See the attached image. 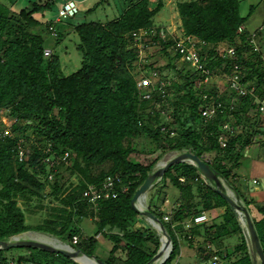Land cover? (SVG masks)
I'll list each match as a JSON object with an SVG mask.
<instances>
[{"label": "trees", "instance_id": "1", "mask_svg": "<svg viewBox=\"0 0 264 264\" xmlns=\"http://www.w3.org/2000/svg\"><path fill=\"white\" fill-rule=\"evenodd\" d=\"M54 2L29 0L15 11L0 4V110L9 111L8 114L18 120L11 126L14 137L10 129L9 136L4 135L5 129L0 131V240L8 241L25 232H37L71 244L72 237L77 235V230H73L74 217H97V235L114 242L119 239L125 242L126 259L121 264H146L156 254L160 242L151 229L140 232L136 228L137 233L131 231L132 222L139 214L131 207L130 200L158 157L148 164L132 162L129 156L136 152L132 140L140 135L147 136L153 146L148 150L150 154L159 149L161 155L172 151L198 155L223 177L234 193L243 197L244 190L241 191L237 184L238 168L247 147L264 145V126L255 117L245 115L248 97L236 99L233 94L229 100L222 97L221 109L205 122L200 114L202 95L216 94L215 88L198 87L201 75H187L185 64L181 68L178 66L177 62H181L179 56L163 44L156 48L169 57L179 81L167 83L165 89L169 94L165 99H160L157 93L148 100L139 97L134 78L138 53L129 35L134 30L153 27V18L163 8V0H157L153 6L151 0H123L119 13L111 20L74 25L82 60L78 70L63 76L59 58H45L43 55L50 21L38 17L44 16ZM243 2L179 1L176 4L179 27L185 35L200 41V53L207 56L206 67L212 70L223 64L226 72H230L231 64L236 63L244 75L249 71L245 81L256 75L258 84L264 86L263 62L250 44L254 33L258 36L257 43H264V19L254 33L247 30L246 23L258 6L249 5L248 13L242 16ZM98 5L99 2L88 11H94ZM61 38L58 34L57 42ZM219 46L225 50L233 48L235 61L227 58L225 50L218 54ZM231 101L235 102L231 104ZM34 118H40L39 123L33 124ZM226 122L232 132H225L226 145L221 147L218 136L223 133L221 127ZM29 127L35 129L33 139L36 138L37 142L28 139L32 142L28 151L24 146L28 142L22 143L25 157L19 161L16 146L19 140L25 141L24 133ZM64 153L69 155L68 164L60 161ZM104 165L107 168L94 173ZM67 173L77 179L74 186H68ZM107 176L120 177L121 184L128 187L127 193L115 199L89 203L83 192L88 186L99 185ZM168 184L173 203L168 214H164L160 206L153 204L152 196L163 193L161 203L164 204ZM154 187L156 190H153L147 207L160 219L171 240L174 234L170 226L182 233L187 221L204 212L207 221L191 230L202 239L201 259L209 262L216 256L220 264H252L248 243L236 217L227 202L204 183L196 167L189 163L173 165ZM46 188L51 190L50 195L58 205L51 208L43 224H26L17 199L22 198L26 204L32 197L40 200L45 197ZM242 200L246 207L254 204L247 198ZM220 208L223 210L220 217L211 216L214 209ZM256 209L262 220L253 224L264 252V206ZM164 215L170 217V222L162 221ZM105 228L118 230L120 237ZM232 235L239 236V244L230 252L222 250L218 245ZM211 243L217 247L209 248ZM96 246V240L89 238L74 245L88 256L94 254ZM20 250L33 252L30 258L43 260L45 264H74L60 254L35 248L0 250V264H9L11 259L7 254ZM115 252L113 246L110 253ZM173 255L172 243L170 256ZM108 260L110 262L106 264L114 263L113 259Z\"/></svg>", "mask_w": 264, "mask_h": 264}, {"label": "rangeland", "instance_id": "2", "mask_svg": "<svg viewBox=\"0 0 264 264\" xmlns=\"http://www.w3.org/2000/svg\"><path fill=\"white\" fill-rule=\"evenodd\" d=\"M29 0H0V4L4 5L5 7H9L11 10H19L24 5L28 4ZM44 2L45 0H39ZM64 1L67 0H55L54 4L51 5V7L45 12L44 16H38L41 19H45L47 21H50V23L55 19L57 15V9L60 4H62ZM76 3H78L79 7V14L76 15L74 18L65 20L62 23L56 24V30L59 34H61V41L57 42L56 38L53 39L49 37V35L46 37V40H44V47H47L51 50L52 54L49 57L57 56L60 60V71L63 76H67L71 74L72 72L78 70L80 68L82 55L77 49V45L79 44V38L77 34L74 32V25L81 22H90V21H101L106 22L108 20H111L114 16H116L119 13V9L121 8L122 4L121 2L123 0H88L85 3L79 2V0H73ZM179 1H185V0H163V8L160 10L159 13L153 18V27L154 28H165L166 30H174L175 34L179 35L182 33V29L180 26V19L176 11V4ZM99 2L98 7L94 11H88L89 8H91L94 4H97ZM157 0H151V5H155ZM251 4H256L258 6V9L256 13L249 18V20L246 23V28L250 32H253L255 29L261 26L262 21L264 19V0H244L242 7H241V15L245 16L248 13V7ZM0 5V9L2 8ZM262 49L264 48V43L261 42ZM171 52V51H170ZM173 55V54H172ZM142 57H145L146 65L139 64L137 65V70L135 69L136 75L134 78L137 80L141 77V72H143L145 66H152L154 65L161 73L162 78L166 79V82L168 85L170 83H175L179 81V78L177 77L174 69L172 68L170 64V59L167 55H165L161 50L159 51V48L156 49H150L148 52H145V54H142ZM179 67L183 65L182 62H177ZM184 69V67H183ZM185 72V71H184ZM223 81V83H222ZM211 83L213 86L215 84H218L219 86L224 85L223 78H212ZM169 107V106H168ZM167 111H169V108H167ZM9 111L7 110H0V131L3 129H10L13 124V118L10 116ZM168 113V112H167ZM51 117V116H49ZM40 118L33 119V124L39 123ZM198 127V128H197ZM197 131L199 132L200 125L197 126ZM35 129L33 127H29L25 130L24 133V140L23 143L28 142V139L32 138V142H37V139L33 137L36 136ZM13 134V135H12ZM11 135L14 137V133L11 130ZM27 138V139H26ZM135 143V149L136 152L130 154L129 159L137 164H148L152 162L156 157H158L156 163L154 164L151 171L155 170V168L158 166V164L166 162L167 160L173 158L174 156L178 155V152H168L164 155L160 154V150L156 149L151 154L148 153V150H150L152 146V142L147 136H137L132 140ZM31 141H29L25 146L27 151L29 150L28 146H31ZM257 145H253L248 149L249 155H251L255 149L257 148ZM188 152V151H185ZM245 153V152H244ZM244 157H246V154H243ZM107 168V165L100 167L96 170H94V173H98L101 168ZM150 171V172H151ZM65 178H69L68 186H74L77 182V179L74 176H71L70 174H66ZM160 180V179H159ZM159 180L149 189V191L146 194L145 197V206L147 207V202L150 200L153 190H156L157 183ZM170 185L168 184L167 188L165 189L168 202H165L162 204L163 199V193L152 196V202L153 204L160 206L162 209V212L164 214H168L170 210V206L172 202V199H170L171 190ZM51 190L46 188V190L43 192L45 194V197L42 199H37V197H32L31 201H29L28 204L24 202L22 198L17 199V206H20V208L24 212L25 216V222L28 225H41L43 224V221L47 219L48 214L51 212V208L56 207L58 205V202L54 199V197H51ZM49 194V195H48ZM170 196V197H169ZM147 201V202H146ZM137 209L142 210L143 208H139L136 206ZM148 208V207H147ZM213 216V214L211 213ZM95 219L97 220V217L92 218L90 216H83V217H74L72 223H73V230H77V235H75L78 239V242H82L84 239H92L96 240L97 246L94 250L93 256L97 259H99L102 262H110L108 259H113V264H121L126 259V252L124 249L125 242L123 240H117V242H114L110 240L109 238L97 235L96 234V226H95ZM238 222V221H237ZM140 230V232L144 231L145 229H151L150 231H155L158 238H160V234L157 232V230L154 228V226L151 225V222L149 219L142 215H138L131 225V231L138 232L137 229ZM106 229V228H105ZM186 230V229H185ZM192 230V229H191ZM112 234L121 235V233L118 230L108 231ZM19 240H41L46 243L53 244L55 246L59 247L60 245L69 246L70 243L68 241H64L61 239H58L54 236L43 234V233H37V232H25L20 235H17ZM12 240V238H11ZM238 235H232L224 240L223 244L218 245L221 247V249H227L229 252L233 249V247L236 244H239L240 240ZM72 241V240H71ZM178 242V243H177ZM162 243V242H161ZM172 243H173V252L174 255L167 260L166 264H208V262H205L201 259L202 253L200 251V247L203 245L202 239L197 234V240L194 244H190L188 242H182L177 241V239L172 235ZM116 248V252L114 254H111L112 247ZM145 246V245H144ZM224 246V247H223ZM217 245L214 243H211L209 245V248L215 249ZM153 248V246L151 247ZM73 249H77L74 247ZM159 249V248H158ZM222 249V250H223ZM198 251L199 257L196 259V252ZM225 250L223 251V253ZM157 253V252H156ZM34 254L31 251L28 250H20L18 252H10L7 254V256L11 259L9 264H45V261H38L36 259L30 258ZM172 255V254H171ZM21 258V262H18V259ZM16 260V261H15ZM74 264H81L79 262L73 259H70ZM233 262V261H231ZM162 263V262H160ZM159 264V262H157ZM222 264H224L222 262Z\"/></svg>", "mask_w": 264, "mask_h": 264}, {"label": "built area", "instance_id": "3", "mask_svg": "<svg viewBox=\"0 0 264 264\" xmlns=\"http://www.w3.org/2000/svg\"><path fill=\"white\" fill-rule=\"evenodd\" d=\"M79 12L78 4L73 0L64 1L62 4L58 6L57 15L55 19L48 24L47 32L49 37L55 39L58 36V32L56 30V24L62 23L65 20L71 19L76 16ZM242 30V27L239 28ZM254 33V32H253ZM131 41L134 43L135 48L138 53V63L141 65H146L145 57H142V54L148 52L150 49H155L159 44H163L168 46V50L174 54L179 56V60L185 64L186 74L193 75L199 74L201 75V79L198 82V87L207 88L214 87L216 94H203L202 100L203 104L200 107L201 117L205 122L210 120L216 112L221 109L222 105V97H230L231 94L238 97H248V102L245 107V115L250 118H256L260 125L264 126V94H259L260 92H264V86L259 85L257 80V76L253 75L252 79L244 80L245 75L242 73V69L236 63L231 64L230 72H226L224 69L225 65H221L220 68L215 67V69H209L206 67V55L200 53V41L191 35H185L183 32L179 35L175 34L174 30H166L165 28H140L134 30L129 35ZM258 42V36L254 33L252 34L250 44L253 46L254 51L259 55V59L263 62L264 69V50L260 47ZM203 44V43H202ZM205 45V44H204ZM224 47H218V54H220ZM226 56L230 60H234L236 58L235 50L233 48H228L225 50ZM52 54L51 50L47 47L43 50V55L45 58ZM185 74V75H186ZM223 78L224 85L219 86L215 84L212 85L211 79ZM223 83V81H222ZM137 89L139 92V97L144 100H148L151 98L153 93H157L160 99H165L168 96V92L166 91L167 82L164 78H162L160 71L154 66H145L143 72H141V77L137 80ZM230 98H228L229 100ZM234 100V98H233ZM235 101H231V104ZM13 123H18L17 118L13 119ZM223 133L218 136V142L221 147H225L226 145V135L225 132H232L230 124L228 122L224 123L221 127ZM9 130H3L4 135L9 136ZM264 139V135H263ZM22 140H19L17 143V151L16 157L19 161H23L24 159V150L22 148ZM68 153H64L60 158V161L68 164ZM46 162L51 164V161L46 159ZM59 162V161H58ZM51 179V176H48ZM183 181V179H180ZM128 191V187L121 184V179L118 176H107L103 182H101L97 186H88L87 189L83 192V197L89 203H95L98 200H107V199H115L119 195L126 194ZM167 202V200H165ZM143 204V203H142ZM143 208L145 205L143 204ZM164 222H169V216L165 215L163 217ZM207 221V214L201 213L196 216H193L192 219L187 221L184 224L185 232L176 233L174 232V237L177 241L188 242L190 244H194L197 240V235L191 232L196 225L205 223ZM156 227L155 225H153ZM157 229V228H156ZM77 242V237H73V243ZM172 251V245L169 246L168 252L165 255V262ZM208 264H220L219 259L214 256Z\"/></svg>", "mask_w": 264, "mask_h": 264}, {"label": "water", "instance_id": "4", "mask_svg": "<svg viewBox=\"0 0 264 264\" xmlns=\"http://www.w3.org/2000/svg\"><path fill=\"white\" fill-rule=\"evenodd\" d=\"M178 163H189L196 167L199 174L201 175L204 183L209 186L213 191L218 193L228 204L230 210L236 217L243 235L246 239V242L249 246V254L251 257L252 264H264V252L257 235L254 224L250 218V215L245 208L244 204L240 199V196L237 193L232 192L230 185L223 179V177L215 171L207 163L200 160L198 155L191 152H182L173 158L167 160L166 162L158 164L155 170L151 171L145 178L142 185L134 192L130 205L131 207L138 212V214L146 217L150 222L156 226L159 230L160 235L165 239L166 249L169 248L171 239L170 236L166 233L161 221L154 216L151 212L143 209L139 210L135 207V203L146 197L149 189L162 177L164 172L173 165ZM17 236L12 237V240L8 241L0 240V250H6L9 248H35L54 254H60L66 258L75 260L79 255H83L89 259H94L97 264H106L105 262L100 261L94 256L85 255L78 249H73L72 247L60 248L50 243H46L41 240H19ZM162 238H160V242ZM162 244L157 251V253L146 263V264H157V260L164 255ZM164 261V260H163ZM162 264V263H159Z\"/></svg>", "mask_w": 264, "mask_h": 264}, {"label": "crops", "instance_id": "5", "mask_svg": "<svg viewBox=\"0 0 264 264\" xmlns=\"http://www.w3.org/2000/svg\"><path fill=\"white\" fill-rule=\"evenodd\" d=\"M87 1L88 0H79L81 3H85ZM257 141L258 139L256 142ZM253 145H257L258 147L251 155H249L248 149ZM253 145L247 147L244 151L246 157H244L241 161L240 167L238 168L237 184L241 191L244 190L243 197H240L244 206L246 207V204L242 200L244 198H247V200H251L254 203L246 207L252 222H260L262 220V215L256 208H262V206H264V145ZM222 212L223 210L220 208L214 209L211 213L213 214V217L217 218L220 217ZM198 257L199 254L197 251L196 259H198Z\"/></svg>", "mask_w": 264, "mask_h": 264}, {"label": "bare ground", "instance_id": "6", "mask_svg": "<svg viewBox=\"0 0 264 264\" xmlns=\"http://www.w3.org/2000/svg\"><path fill=\"white\" fill-rule=\"evenodd\" d=\"M136 206H138L140 209L143 208V204H142L141 201H137L135 203V207ZM161 242H162L163 251H165V252H164V255L157 260V262H159V263L164 260L165 255L168 252V249H166V245H165V239L162 238V241ZM59 247L60 248H67L66 246L60 245V244H59ZM76 261L79 262V263H81V264H97V262L94 259H89V258H87V257H85L83 255H79L78 257H76Z\"/></svg>", "mask_w": 264, "mask_h": 264}, {"label": "clouds", "instance_id": "7", "mask_svg": "<svg viewBox=\"0 0 264 264\" xmlns=\"http://www.w3.org/2000/svg\"><path fill=\"white\" fill-rule=\"evenodd\" d=\"M232 192H234L233 190H232ZM143 204L145 203V198L144 199H142V200H140ZM147 202V201H146ZM168 202V201H167ZM243 204V203H242ZM145 205V204H144ZM246 208V207H245ZM143 209H145V210H147V211H149L148 210V208L145 206V208H143ZM142 209V210H143ZM150 212V211H149ZM165 216V215H164ZM163 216V217H164ZM168 216V215H167ZM160 220V219H159ZM162 221H163V218H162ZM164 222V221H163ZM169 222H170V217H169ZM162 223V222H161ZM166 223H168V222H166ZM151 225L153 226V224L151 223ZM163 225V224H162ZM163 227H164V225H163ZM155 229H156V227H154ZM165 229V228H164ZM170 229L172 230V233L174 234V232H176V233H181V232H177L174 228H173V226H170ZM157 230V232L159 233V230L158 229H156ZM166 231V230H165ZM185 231V230H184ZM183 231V232H184ZM167 233V232H166ZM160 234V233H159ZM168 234V233H167ZM169 235V234H168ZM170 236V235H169ZM73 237H76V236H73ZM73 237H72V241H71V244L69 245V246H66V247H72V248H74V245L78 242V239H77V242L76 243H73ZM160 238H163L161 235H160ZM160 238H159V242H160ZM170 239H171V237H170ZM161 242H160V246H161ZM170 245H172V240H171V243H170ZM160 246H159V248H160ZM79 250V249H78ZM159 250V249H158ZM157 250V251H158ZM93 256V255H92ZM164 263V262H163ZM162 263V264H163Z\"/></svg>", "mask_w": 264, "mask_h": 264}]
</instances>
